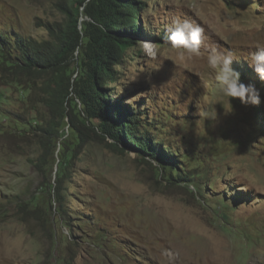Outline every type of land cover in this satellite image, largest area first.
I'll use <instances>...</instances> for the list:
<instances>
[{"label": "rangeland", "instance_id": "obj_1", "mask_svg": "<svg viewBox=\"0 0 264 264\" xmlns=\"http://www.w3.org/2000/svg\"><path fill=\"white\" fill-rule=\"evenodd\" d=\"M143 17L146 36L112 98L147 109L190 180L96 138L67 170L59 210L46 185L58 162L37 170L40 148L22 123L43 109L39 95L0 77V264H264V80L253 83L248 61L264 47V0H149ZM62 18L54 0H0V31L12 40L47 38L46 23ZM175 19L202 26L200 56L160 42ZM212 47L237 58L231 67L259 104L220 93Z\"/></svg>", "mask_w": 264, "mask_h": 264}, {"label": "trees", "instance_id": "obj_2", "mask_svg": "<svg viewBox=\"0 0 264 264\" xmlns=\"http://www.w3.org/2000/svg\"><path fill=\"white\" fill-rule=\"evenodd\" d=\"M148 2L54 0L63 18L46 23L47 38L15 33L12 40L0 31V77L32 84L39 95L43 109H36V116L22 123L31 126L40 148L32 160L37 170L45 176L58 162L54 183L49 180L46 185L59 210L64 205L67 170L80 149L96 138L112 140L110 146L119 151L134 150L157 161L171 180L189 181L192 176L181 172L179 163L186 167L177 158L181 153L167 142L163 127L149 119L147 109L112 98L121 68L137 56L138 44L146 36L143 14ZM166 36L162 34L160 42ZM254 73L250 78L258 84L261 79Z\"/></svg>", "mask_w": 264, "mask_h": 264}, {"label": "clouds", "instance_id": "obj_3", "mask_svg": "<svg viewBox=\"0 0 264 264\" xmlns=\"http://www.w3.org/2000/svg\"><path fill=\"white\" fill-rule=\"evenodd\" d=\"M167 43L175 49H182L187 58L201 55V45L204 41V29L199 24L188 19H175L167 29ZM183 53L181 59H184ZM237 58L230 52L212 47L207 62L215 71V86L220 93L229 98H239L244 105H257L261 102L259 91L253 84L241 82L240 73L231 67ZM261 80H264V47L257 46L248 59Z\"/></svg>", "mask_w": 264, "mask_h": 264}]
</instances>
